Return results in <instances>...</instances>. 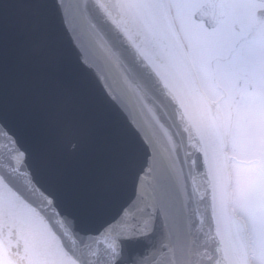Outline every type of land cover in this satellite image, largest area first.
Listing matches in <instances>:
<instances>
[{"label": "snow or ice", "instance_id": "obj_1", "mask_svg": "<svg viewBox=\"0 0 264 264\" xmlns=\"http://www.w3.org/2000/svg\"><path fill=\"white\" fill-rule=\"evenodd\" d=\"M164 2L49 0V13L88 74L91 90L77 96L59 89L41 98L45 107L53 98L61 103L56 162L42 173L8 123L0 89V138L7 141V153L0 152V264H194V255L195 264H201L184 227L186 206L177 200L150 139V117L159 103L154 71L159 57L150 51L136 10ZM258 5L255 15L264 21V0ZM22 15L30 51L54 61L56 49L42 17L32 11ZM4 31L0 14V42ZM96 101L121 118L124 132L118 142L100 135L107 123ZM34 119L30 109L21 116L41 135ZM71 136L89 147L75 156L64 153L62 145ZM257 171L264 177L259 163ZM9 193L42 218L47 243L6 222ZM100 216L98 226H81ZM205 253L206 264H220L218 249Z\"/></svg>", "mask_w": 264, "mask_h": 264}, {"label": "water", "instance_id": "obj_2", "mask_svg": "<svg viewBox=\"0 0 264 264\" xmlns=\"http://www.w3.org/2000/svg\"><path fill=\"white\" fill-rule=\"evenodd\" d=\"M49 0H4L0 5L5 31L0 42V89L10 127L30 149V161L42 172L56 162L57 130L61 103L53 98L47 107L42 97L59 89H70L74 95L90 92L89 76L78 64L67 37L60 33L58 21L48 10ZM32 11L42 17L48 29L56 57L48 62L30 51V37L23 13ZM137 19L150 41V51L159 57L155 64L158 81L155 112L150 117V139L177 200L186 206L184 227L193 241L194 252L218 249L220 264H253L249 257L246 229L230 206V177L225 149L221 113L201 89L187 52L178 37L169 14L167 1L138 9ZM107 127L100 135L118 142L124 132L119 115L100 101ZM34 113L33 126L43 128L36 135L21 116ZM134 134L128 132L131 140ZM7 153V141L0 138ZM82 147L79 138L71 136L62 145L63 152L75 156ZM26 195V193H25ZM6 222L20 225L32 238L47 243L49 235L42 218L8 194ZM53 211V210H50ZM103 216L82 223L96 227ZM101 247L103 245L101 244ZM193 262L197 260L194 255Z\"/></svg>", "mask_w": 264, "mask_h": 264}, {"label": "flooded vegetation", "instance_id": "obj_3", "mask_svg": "<svg viewBox=\"0 0 264 264\" xmlns=\"http://www.w3.org/2000/svg\"><path fill=\"white\" fill-rule=\"evenodd\" d=\"M167 3L174 26L187 49L198 79L200 77L195 64L201 66L204 80L211 83V95L215 92L220 94L215 102L222 115L225 113L230 116V134L233 131L236 107L243 99H255L258 108L264 110V21L255 15L258 0H167ZM222 99L225 102L221 103ZM262 131L259 128V139L256 142L254 140L253 145L258 151L257 156L263 160L258 163L264 167ZM233 157L234 155L230 156L229 164L232 199L235 189ZM237 162L244 164L243 161ZM254 176L253 184L257 194L254 217L264 226V177L259 176L258 171ZM244 221L250 251L253 240L258 261L264 258V250L257 249V236L250 231L247 221Z\"/></svg>", "mask_w": 264, "mask_h": 264}, {"label": "rangeland", "instance_id": "obj_4", "mask_svg": "<svg viewBox=\"0 0 264 264\" xmlns=\"http://www.w3.org/2000/svg\"><path fill=\"white\" fill-rule=\"evenodd\" d=\"M201 66L195 64V68L199 73V83L203 91L206 93L207 97L211 102H215L220 94L215 92L211 95L209 90L213 89L211 83L204 80L202 75ZM203 69V68H202ZM227 101V100H226ZM225 99H222L223 103ZM229 102H232L229 99ZM217 103V102H215ZM228 105V103H227ZM225 110L223 111V113ZM229 114L223 115L224 130L227 136V152L230 158L233 157V175L234 179V190H233V199L231 207L235 213L243 217L249 226L250 231L257 236L256 247L260 251L264 250V226H262L254 217V203L256 201V191L254 188V174L257 171V163L260 159L254 147V140L259 139V128L263 131L264 134V110L258 108V104L255 99L245 98L243 101L239 102L236 107V113L234 115V125L233 131L228 134V120ZM264 137V135H263ZM243 161V165H240V162ZM240 171H247L240 172ZM240 172V173H239ZM253 240H251V258L255 259L253 264H264V258L257 261L256 253L253 248ZM264 254V251H262ZM260 262V263H259Z\"/></svg>", "mask_w": 264, "mask_h": 264}]
</instances>
